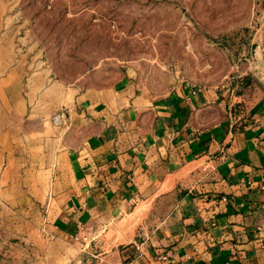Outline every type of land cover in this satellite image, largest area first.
I'll list each match as a JSON object with an SVG mask.
<instances>
[{
  "label": "rangeland",
  "instance_id": "1",
  "mask_svg": "<svg viewBox=\"0 0 264 264\" xmlns=\"http://www.w3.org/2000/svg\"><path fill=\"white\" fill-rule=\"evenodd\" d=\"M123 74L152 95L225 89V120L244 124L264 100V0H0V264H109L166 231L172 199L71 235L56 223L70 110Z\"/></svg>",
  "mask_w": 264,
  "mask_h": 264
},
{
  "label": "crops",
  "instance_id": "2",
  "mask_svg": "<svg viewBox=\"0 0 264 264\" xmlns=\"http://www.w3.org/2000/svg\"><path fill=\"white\" fill-rule=\"evenodd\" d=\"M227 96L190 85L152 95L125 74L87 88L54 170L56 223L71 235L172 199L160 239L116 248L109 264H264V100L242 124L225 120Z\"/></svg>",
  "mask_w": 264,
  "mask_h": 264
},
{
  "label": "built area",
  "instance_id": "3",
  "mask_svg": "<svg viewBox=\"0 0 264 264\" xmlns=\"http://www.w3.org/2000/svg\"><path fill=\"white\" fill-rule=\"evenodd\" d=\"M259 188H260L261 190H263V191H264V178H263V180L260 182V184H259ZM221 199L225 200V199H226V197H225V196H223Z\"/></svg>",
  "mask_w": 264,
  "mask_h": 264
}]
</instances>
